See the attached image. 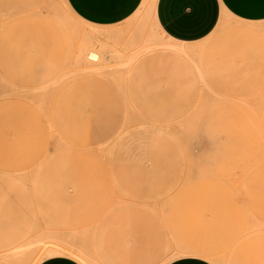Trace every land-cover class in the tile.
I'll return each mask as SVG.
<instances>
[{
	"label": "rangeland",
	"instance_id": "obj_1",
	"mask_svg": "<svg viewBox=\"0 0 264 264\" xmlns=\"http://www.w3.org/2000/svg\"><path fill=\"white\" fill-rule=\"evenodd\" d=\"M152 1L96 26L65 0H0V264L57 246L81 264H166L189 247L264 264V33L225 18L179 43ZM37 35L53 55L30 78Z\"/></svg>",
	"mask_w": 264,
	"mask_h": 264
},
{
	"label": "crops",
	"instance_id": "obj_2",
	"mask_svg": "<svg viewBox=\"0 0 264 264\" xmlns=\"http://www.w3.org/2000/svg\"><path fill=\"white\" fill-rule=\"evenodd\" d=\"M146 1L148 0H65L78 18L96 26H110L122 22ZM152 16L162 33L171 40L184 44L205 39L218 22L225 18L245 24L246 31L250 33H264V0H153ZM30 41L33 45L32 52L28 56H23L21 62L23 69L27 70L32 78L30 71L37 64L44 66V72L48 70L53 54L46 50L44 38L37 35ZM199 49L198 45L190 46L182 52L190 55L199 52ZM57 115L64 121V125L59 124L61 130L67 136L77 137L78 133L69 125L73 118L70 107L64 106V111L58 112ZM35 116L45 117L44 110L38 107ZM261 125H264V122ZM62 249L69 252H62ZM48 253L57 255L45 257L36 264H81L67 255L85 262L81 252L65 246L50 248ZM181 253L187 256L172 259L166 264H214L215 262L212 257L214 251L209 249L189 247L182 249Z\"/></svg>",
	"mask_w": 264,
	"mask_h": 264
},
{
	"label": "bare ground",
	"instance_id": "obj_3",
	"mask_svg": "<svg viewBox=\"0 0 264 264\" xmlns=\"http://www.w3.org/2000/svg\"><path fill=\"white\" fill-rule=\"evenodd\" d=\"M84 55L86 56L85 58L89 60L88 61L89 63L93 64L94 62H97L99 60V55L97 54V52H95L93 50L87 51ZM84 55H83V57H84ZM61 251L67 252V253L69 252L65 249H62Z\"/></svg>",
	"mask_w": 264,
	"mask_h": 264
}]
</instances>
